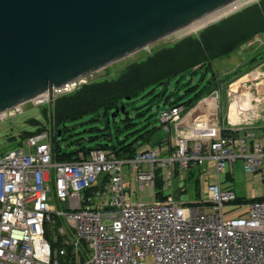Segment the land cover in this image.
<instances>
[{"label": "built area", "instance_id": "built-area-1", "mask_svg": "<svg viewBox=\"0 0 264 264\" xmlns=\"http://www.w3.org/2000/svg\"><path fill=\"white\" fill-rule=\"evenodd\" d=\"M257 41L264 43L256 36L238 51ZM94 74L55 87L52 99L94 81ZM225 84L217 79L216 88L185 113L181 105L163 112L161 122L167 130L174 126V136L138 147L132 158L93 148L73 161L55 162L50 128L26 137L27 151L0 154V264H264V201L231 204L235 192L212 178L231 172L238 160L245 172L263 176L264 141L245 128L260 119L264 124V59ZM241 92L253 96L251 106L241 104L236 114ZM208 100L212 105L205 108ZM20 106L0 119L22 112ZM233 111L249 120L232 121ZM195 116L208 121L205 133H188L186 120ZM195 167L200 195L192 205L174 197L172 179L184 182ZM157 177L164 194L159 200L153 198ZM145 188L153 200H141ZM52 197L67 202V209L54 212ZM53 213L71 232L58 229L64 245L54 251L44 230ZM60 256L67 258L60 262Z\"/></svg>", "mask_w": 264, "mask_h": 264}, {"label": "water", "instance_id": "water-1", "mask_svg": "<svg viewBox=\"0 0 264 264\" xmlns=\"http://www.w3.org/2000/svg\"><path fill=\"white\" fill-rule=\"evenodd\" d=\"M230 1L0 0V113L99 71ZM123 111L121 105L111 116Z\"/></svg>", "mask_w": 264, "mask_h": 264}, {"label": "trees", "instance_id": "trees-1", "mask_svg": "<svg viewBox=\"0 0 264 264\" xmlns=\"http://www.w3.org/2000/svg\"><path fill=\"white\" fill-rule=\"evenodd\" d=\"M257 35L264 38V0L249 4L196 34L186 35L172 43L154 48L152 51L150 49L149 51L144 50L143 56L139 57L140 59L129 61L126 67L121 69L115 77L98 78L77 90L57 97L54 99L49 113L43 111L42 114L54 133L52 137V160L55 162L73 161L78 158L80 152L86 154L93 148L110 149L119 158L134 157L137 147L149 143L151 135L156 129L155 126L148 128L146 124L139 125V121H134L135 118L144 114L142 110H139L142 106L134 105V100L137 97L150 94V101L156 100L157 103L161 102L168 108L175 105H185L187 110L197 100L216 88L218 77H216L213 69V61L228 58L231 54H235L243 44ZM263 59L264 45L260 46L257 51L252 49L246 54L245 60L249 65H255ZM186 74L190 77L185 83L186 86L181 95H189V98L180 101L182 96L178 95L179 87L176 88V84ZM197 75L198 78L193 83V79ZM170 83H174L175 86L169 88ZM159 87L161 89L155 92V89ZM146 89L147 92L145 93ZM121 105L124 106L123 117L121 118L123 127L116 126V141L109 144L108 140L112 141L110 122L112 121L117 125L116 119L120 116L119 113H116V116L110 120L109 112H115V108ZM129 105L133 110H136L134 116H131L127 110ZM85 117H90V121L98 120L101 117L105 123L104 127H95L89 130H105V132L93 136L89 135L85 138L88 143L93 141V146H86L83 142L84 137H78L71 140L68 143L70 149H66V133L73 128L67 123ZM50 118H52L51 121ZM30 121L38 127L32 132L22 131L19 136L23 139L47 129L45 125L38 124L34 119ZM121 130L128 132L119 139L118 132ZM205 132L202 130L197 135ZM71 135L68 134L67 138ZM99 138H104L105 142H100ZM186 181L192 194L198 197L197 168L188 170ZM95 188L96 185L88 191ZM160 188V181L156 179V199H161ZM255 201H264V196L243 198L237 195L231 203L242 204ZM57 239V247L63 246L62 237L58 235ZM51 248L53 251L56 249L53 244H51ZM66 249H69L68 246Z\"/></svg>", "mask_w": 264, "mask_h": 264}, {"label": "rangeland", "instance_id": "rangeland-1", "mask_svg": "<svg viewBox=\"0 0 264 264\" xmlns=\"http://www.w3.org/2000/svg\"><path fill=\"white\" fill-rule=\"evenodd\" d=\"M257 1H259V0H255L253 2H250L246 5L238 8L237 10H235L232 13L221 16L220 19H216V20L208 23L207 25L198 28L196 32L198 33L199 31L203 30L204 28L208 27L209 25L214 24L220 20H223L224 18L234 14L235 12L240 10L241 8H244L247 5L254 3V2H257ZM189 34H196V33L192 32ZM189 34H186V35H189ZM186 35H180V30H179V31L171 34L170 36H168L166 38H161V39L157 40L156 42H153V43L145 46L144 48L138 50L137 52H134L131 55H128V56L114 62L113 64H110L107 67L100 69L99 71L89 73L86 76L89 77V76H91L90 74L95 73L94 76L92 77V79H94L96 77H98L99 79H102L104 77H115L120 72L121 69L126 67V64L129 61L140 59L139 57L143 56L142 52L144 51V49L147 48V49H150L152 51L154 48L161 47L164 44L172 43V42L179 40V38H182ZM261 40L264 41V38L262 36H261ZM262 43L257 41L249 47L243 46L236 53L239 55H236L233 53L228 58L214 60L213 61V69L216 73V77L219 78L220 82L223 85H226L225 83L227 81H229L230 79L234 78L236 75L243 74L246 70L251 69L254 64L249 65L246 62L247 60H243V59H246V54H248L253 48L264 45V43L263 44ZM258 48L255 51H257ZM189 77L190 76L186 74V76H184L179 81V83L176 84V88H177V86L179 87V90H178L179 96H182L181 94L183 93V90L186 86L185 83L188 81ZM247 77H249V75L246 76L245 78H247ZM197 78H198V75L196 76L195 79H193V83L196 81ZM174 86H175L174 83H170L169 88H172ZM160 89H161V87L156 88L155 92H158ZM146 92H147V89L145 90V93ZM222 93H223L222 98H220V100H222L224 102L225 101L224 89H222ZM243 93L247 94V92H242L240 95L242 96ZM240 95L238 97V100L240 99ZM57 97H55V99ZM150 97H151V95L147 94L143 97H137V99L134 100V105L135 106H142L139 110H142L144 112V114L141 117L135 118L134 121H136V120L139 121V125L146 124L148 128H151L152 126L156 127L155 131L151 135L150 142L148 143V146H154L157 144V142H159L165 138H168L169 136H171V137L174 136L175 128L173 125H170L169 132L164 128V126L160 120V115L163 111L168 109V106L165 104H162L161 102L157 103L156 100L150 101L151 100ZM187 98H189V95H183L181 97L180 101H184ZM33 100H35V99H33ZM47 102L48 101L36 103L35 101H32V100L25 102L24 104H22L20 106L22 109V112H20V113L17 112L16 114H14L12 116H8L4 119H0V154H2L3 152L9 151V150L15 149V148H19V147H23L24 151H27L25 139L21 138L19 135L21 134L22 131L32 132L38 127V125H34L30 120L34 119L37 121L38 124H42V125H45L47 128H50L48 121L46 119H44V117L42 115L43 111H47L49 113L50 106ZM211 105H212L211 100H208V101H205V104L203 106L205 108H207V107L210 108ZM235 105H236V103H235ZM222 106H224V103L222 104ZM204 107H202V109ZM245 107H246V105H245ZM246 108H248V107H246ZM127 110L131 113V116H134L136 110H133L130 105L127 107ZM222 111H223V109H222ZM112 113H113L112 111L109 112V119L110 120L112 118H114L111 116ZM119 114H120V116L116 119L117 125H115V123L112 121L110 122V126H111L110 131L112 133V141L108 140L109 144L116 141V139H115L116 126L123 127V122L121 121L123 114L122 113H119ZM217 117H219V114ZM199 119H201V116H195V117H193V119L191 121H192V123H195V122L197 123V120H199ZM260 120H256L253 123V125H257L259 123L257 121H260ZM235 122H237V121L235 120ZM201 124H202L201 130L206 131L203 127L209 126L208 121L204 120V118H202ZM67 125L73 126V128L70 129L66 133V139H65L66 149H70V146L68 145V143L71 140L78 138V137H84L83 142L86 146H93V141L88 143V142H86L85 138H87L89 135L93 136V135L99 134L101 132H105V130H103V131H98V130L90 131L89 130L90 128H95V127L103 128L104 127L105 123L101 117L98 120H92V121H90V117H85L83 119H79V120H76L74 122L67 123ZM247 126H249V125H247ZM197 129H198L197 125L193 126L190 129V131L192 133L191 135H195L196 134L195 131H197ZM250 129L252 132L258 134L257 130H255V126L250 128ZM127 132H128L127 130H121L120 132H118V138L121 139ZM68 134L69 135L72 134V135L67 138ZM98 140L102 143L105 142L104 138H99ZM61 146L63 147L62 144H61ZM262 174L264 175V172H262ZM247 176L248 175L246 174L245 170L242 169L241 163L238 160L234 164L233 172L231 174V179L226 180V179H224L223 176H221V184L223 186L228 184L229 186L232 187L233 191H235L236 195L241 196L243 198H249L250 195H248L246 192V185L248 182ZM103 180H104V173H101L97 178V183L102 184ZM181 185H183V182H181L178 179V177L175 176L172 179V188H173V192L175 194V198L179 199V200H193L192 194L190 192H188L187 183L184 184V186L187 189L186 192L180 191ZM126 187L130 190L129 178L126 180ZM262 193L264 194V188H263ZM139 195L142 196L141 200H143V201L152 200V198L149 195L148 188H145L142 192H140ZM131 199L136 201L137 197L135 195H132ZM49 203H50L51 207L54 209V212L64 211L67 209V202L60 201L55 197H52V199L49 201ZM51 220H52L51 222H45V224H44L45 237L56 248L58 246L57 245L58 229L61 227H64L67 230L69 235L71 234V232L67 228V226H66V224H65V222L61 216H57L53 213V214H51ZM59 260H60V262H62L64 260V257L60 256ZM86 261H88L87 256H86Z\"/></svg>", "mask_w": 264, "mask_h": 264}, {"label": "crops", "instance_id": "crops-1", "mask_svg": "<svg viewBox=\"0 0 264 264\" xmlns=\"http://www.w3.org/2000/svg\"><path fill=\"white\" fill-rule=\"evenodd\" d=\"M236 54V53H235ZM236 55H239V54H236ZM205 104V102H204ZM240 104H238V101L236 102V105H235V112L236 114H241V110H240ZM251 105L248 106V108H250ZM235 112L233 111V114L231 113V120L235 122V120L238 122H242V121H247L249 120L248 119V116L246 115L247 113H244L243 116H233L235 114ZM250 116V115H249ZM188 119V118H187ZM201 121L202 120H197V123H192L191 120H186L187 122V125L189 127V131L188 133L191 135V131L190 129L193 127V126H196L198 127V130L195 131V135H197L198 132L202 131V124H201ZM255 126V130H257V133H254L251 131L250 128L254 127ZM245 130H248L250 133L254 134V139H258V138H261L263 141H264V124H257V125H253V126H248L247 128H245ZM233 172V169L232 171L226 175H223L224 179H231V174ZM246 174L248 175L247 176V185H246V192L249 196V198H255V197H260V196H264V194L262 193L263 191V188H264V175L261 176L259 174H256V173H249V172H246ZM212 178L213 179H218L220 182H221V176H217L216 174H213L212 175ZM223 186V185H222ZM187 187H188V183H187ZM224 188L226 189H230V190H233L231 186H229L228 184H226L225 186H223ZM188 192H190L192 194V191H190V188H188ZM235 192V191H234ZM193 196V200H195L197 198V196ZM248 197V196H247ZM187 201H190V200H187Z\"/></svg>", "mask_w": 264, "mask_h": 264}, {"label": "bare ground", "instance_id": "bare-ground-1", "mask_svg": "<svg viewBox=\"0 0 264 264\" xmlns=\"http://www.w3.org/2000/svg\"><path fill=\"white\" fill-rule=\"evenodd\" d=\"M253 1H255V0H232L229 3H226V4L222 5L221 7L210 11L209 13L202 16L201 18H198V19L192 21L191 23H189L187 26L181 28L180 29V35H186V34H189L192 32H196L198 28L203 27V26L207 25L208 23H210L216 19H220L221 16L232 13L235 10H237L238 8L248 4L250 2H253ZM177 31H179V30H177ZM177 31H175V32H177ZM175 32H173V33H175ZM173 33H171V34H173ZM171 34L166 35V37L170 36ZM166 37H164V38H166ZM76 80H78V79H76ZM54 88H55L54 86H52L51 88H47L44 93L40 94L39 96H37L33 99H35V102L45 101L46 100L45 96H47L49 94V90L52 91V89H54ZM252 97L253 96H251V95L249 96V94L243 93L242 96L240 95V99L238 101V104H240V105L242 104L244 106L246 105V107H248L250 105L249 99H251ZM4 114H5L4 111L2 113H0V117H2ZM233 116H235V115H233Z\"/></svg>", "mask_w": 264, "mask_h": 264}, {"label": "flooded vegetation", "instance_id": "flooded-vegetation-1", "mask_svg": "<svg viewBox=\"0 0 264 264\" xmlns=\"http://www.w3.org/2000/svg\"><path fill=\"white\" fill-rule=\"evenodd\" d=\"M58 134H60V132ZM53 135H54V133H53Z\"/></svg>", "mask_w": 264, "mask_h": 264}]
</instances>
